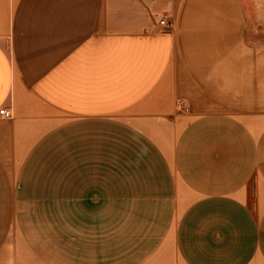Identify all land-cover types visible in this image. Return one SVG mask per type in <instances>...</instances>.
Here are the masks:
<instances>
[{
    "label": "crops",
    "instance_id": "obj_1",
    "mask_svg": "<svg viewBox=\"0 0 264 264\" xmlns=\"http://www.w3.org/2000/svg\"><path fill=\"white\" fill-rule=\"evenodd\" d=\"M2 108L0 264H264V0H0Z\"/></svg>",
    "mask_w": 264,
    "mask_h": 264
},
{
    "label": "built area",
    "instance_id": "obj_2",
    "mask_svg": "<svg viewBox=\"0 0 264 264\" xmlns=\"http://www.w3.org/2000/svg\"><path fill=\"white\" fill-rule=\"evenodd\" d=\"M159 24H160V26L162 28V30H161L162 32L166 31L165 29L170 26L165 18L160 19ZM0 115L3 116V117H8L9 118V117L13 116V113H12V111H10V110H8L6 108H2V109H0Z\"/></svg>",
    "mask_w": 264,
    "mask_h": 264
}]
</instances>
